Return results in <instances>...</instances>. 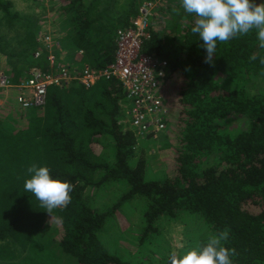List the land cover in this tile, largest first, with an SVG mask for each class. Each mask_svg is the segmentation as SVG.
Masks as SVG:
<instances>
[{"label":"trees","instance_id":"16d2710c","mask_svg":"<svg viewBox=\"0 0 264 264\" xmlns=\"http://www.w3.org/2000/svg\"><path fill=\"white\" fill-rule=\"evenodd\" d=\"M57 1L66 26L65 45L82 51V62L92 68L111 63L117 27L110 18L111 0ZM146 1L158 10V0ZM175 2L178 14L172 11L170 17L176 19L168 25L171 39L161 44L164 34L152 33L141 50L168 64L161 94H168L171 85L178 89L170 97L167 129L175 151L168 171L162 178L146 180L144 160H133L135 141L122 123L125 96L120 83L101 79L90 89L75 83L49 87L43 109L26 112L25 127L16 129L0 118V244L11 241L25 249L52 225L54 242L77 264H130L103 249L98 232L106 215L83 201L86 189L100 185L96 175L105 173L100 181H126L128 197H146L148 227L159 218H174L180 210L193 211L212 233L231 230L225 246L236 250L234 264H264V93H236L239 86L264 80V65L259 63L264 49L253 31L218 43L213 63H205L203 42L191 32L195 16ZM142 3L127 1L133 10L119 28L129 25ZM11 8L9 1L0 0V12L8 21L17 18ZM35 46L31 36L29 47ZM254 54L258 58L250 60ZM39 63L43 66L44 61ZM12 71V83H17L23 72ZM237 119L244 128L228 131L227 124ZM32 164L47 166L53 178L74 185L71 203L53 213L62 223L50 220L35 197L24 192V180L30 178L26 169ZM9 251L0 245V261L15 258V250ZM169 257L163 264H169Z\"/></svg>","mask_w":264,"mask_h":264},{"label":"rangeland","instance_id":"374dc122","mask_svg":"<svg viewBox=\"0 0 264 264\" xmlns=\"http://www.w3.org/2000/svg\"><path fill=\"white\" fill-rule=\"evenodd\" d=\"M7 1L11 3V11L17 15V18L8 21L0 12V41L3 49L2 52L0 51V72L10 77L11 82L14 77L13 69L23 72L19 81L14 83L18 84L27 78L32 68L44 67V63L43 66L39 63L41 60L33 59L32 54L37 46L34 49L29 47L31 36L35 40L41 30L49 32L60 43L64 64L82 62L83 57L79 59L74 49L65 45L66 26L57 0ZM127 1L111 0L113 7L110 8V18L112 17V21H115L116 29L126 15L131 13L127 11L133 10L129 8ZM144 1L146 0H137V3ZM255 3L263 2L255 0ZM158 6V10L150 17L149 29L151 34L156 32L159 35L164 34L161 41L163 44L173 35L168 25L176 2L175 0H158ZM172 19L175 20L176 17L173 15ZM177 90L176 86L171 85L169 96L172 97L173 94L176 96ZM236 93L247 96L263 94L264 80L254 81L247 87L239 86ZM13 96L14 92L4 99L0 93V118L16 129H20V119L26 118L27 111L20 113L14 107L12 111L6 107L8 102H14L11 99ZM243 128V121L238 119L230 121L226 126L230 132ZM169 134L166 129L159 140L140 142L134 148L135 159L133 160L141 158L145 162L146 180L162 178L168 171L167 162L170 158L172 160L175 151L170 143L172 134ZM95 150L100 152L101 148ZM108 155L113 156V154ZM210 161L211 164L214 163L213 158ZM104 175L105 173L96 175L100 185L86 189L83 201L88 207L106 215L104 224L98 232V238L108 254L130 264H163L170 254L182 255L196 248L199 241L208 240V237L214 234L200 214L189 210L178 211L172 219L159 218L152 227H148L144 221V214L148 208L146 197L139 194L128 197L130 188L126 181H113L108 178L100 181ZM55 230L54 226L46 225L39 237H34L25 249L11 245V241L0 244L7 248L8 253H10L9 248L15 250L13 254L16 255L12 260L0 261V264H8L9 261L11 264H77L73 258L62 253L54 242ZM53 246L57 248V252Z\"/></svg>","mask_w":264,"mask_h":264},{"label":"built area","instance_id":"2783aa9c","mask_svg":"<svg viewBox=\"0 0 264 264\" xmlns=\"http://www.w3.org/2000/svg\"><path fill=\"white\" fill-rule=\"evenodd\" d=\"M154 9L151 2H143L129 25L116 29L113 61L101 69L83 62L64 64L60 43L49 32L39 31L35 39L37 48L32 55L35 60H43L44 67L32 68L28 77L18 84L0 72V93L7 99L14 92L15 104L27 111L43 109L49 87L65 88L75 83L90 89L101 79L115 80L125 96L121 104L125 114L122 123L134 138V148L140 142L159 140L169 122V110L161 94L168 64L141 52L144 43L151 38L149 23ZM76 54L79 59L83 56L82 51Z\"/></svg>","mask_w":264,"mask_h":264},{"label":"clouds","instance_id":"9594fccd","mask_svg":"<svg viewBox=\"0 0 264 264\" xmlns=\"http://www.w3.org/2000/svg\"><path fill=\"white\" fill-rule=\"evenodd\" d=\"M179 5L187 14L194 15L191 32L198 35L206 51L204 62L213 63L217 44L246 36L255 31L258 47L264 49V3L255 0H179ZM178 14V9L173 8ZM259 54L249 59L256 60ZM259 63L264 65V56H259ZM30 178L24 180V192L31 193L45 210L50 220L62 223L61 216H54L55 210L63 211L71 203L74 185L66 180L55 179L47 166L32 164L26 169ZM230 229L210 235L203 245L184 252L182 255L170 254L169 264H234V248L225 245L229 241Z\"/></svg>","mask_w":264,"mask_h":264},{"label":"crops","instance_id":"0c3cea01","mask_svg":"<svg viewBox=\"0 0 264 264\" xmlns=\"http://www.w3.org/2000/svg\"><path fill=\"white\" fill-rule=\"evenodd\" d=\"M172 18V17H171ZM171 29H174V27H172L171 26ZM83 57V56H82ZM167 88V87H166ZM169 89H170V87H168V94L170 95L171 93H170V91H169ZM168 94L167 93H165V91L163 90L162 91V96H163V101H164V103H165V105L169 108L168 110H169V115H171L170 113H171V108H173V105H172V103H171V100H170V97L171 96H169V98H168ZM14 97V96H13ZM13 101H14V99L13 98H11ZM168 104H169V106H168ZM6 107L7 108H9V110L11 109V111H12V109H13V107L16 109V110H18V112H23L22 110H20L19 108H18V106L15 104V102H8L7 104H6ZM20 110V111H19ZM28 111V110H27ZM169 120H170V116H169ZM25 125H26V118H22V119H20V126L21 127H25Z\"/></svg>","mask_w":264,"mask_h":264}]
</instances>
